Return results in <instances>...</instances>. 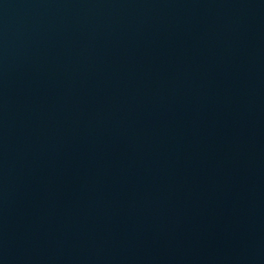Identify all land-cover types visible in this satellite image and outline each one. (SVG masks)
Returning a JSON list of instances; mask_svg holds the SVG:
<instances>
[{
	"label": "water",
	"instance_id": "obj_1",
	"mask_svg": "<svg viewBox=\"0 0 264 264\" xmlns=\"http://www.w3.org/2000/svg\"><path fill=\"white\" fill-rule=\"evenodd\" d=\"M0 264H264V0H0Z\"/></svg>",
	"mask_w": 264,
	"mask_h": 264
}]
</instances>
